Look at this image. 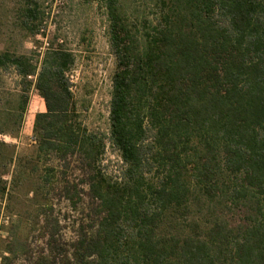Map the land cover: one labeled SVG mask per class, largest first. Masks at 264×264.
Wrapping results in <instances>:
<instances>
[{
	"label": "trees",
	"instance_id": "trees-1",
	"mask_svg": "<svg viewBox=\"0 0 264 264\" xmlns=\"http://www.w3.org/2000/svg\"><path fill=\"white\" fill-rule=\"evenodd\" d=\"M83 1L103 3L115 58L108 133L80 120L71 52L0 51L20 88L8 120L20 124L33 86L38 156L88 169L98 219L75 264H264V0ZM20 2L38 32L39 0Z\"/></svg>",
	"mask_w": 264,
	"mask_h": 264
},
{
	"label": "rangeland",
	"instance_id": "rangeland-1",
	"mask_svg": "<svg viewBox=\"0 0 264 264\" xmlns=\"http://www.w3.org/2000/svg\"><path fill=\"white\" fill-rule=\"evenodd\" d=\"M20 7V0H0V51L34 59L51 46L71 52L75 62L67 74L80 120L108 133L115 58L103 3L39 0L36 33L23 26ZM145 10L151 15L150 6ZM17 79L13 69L0 70V264H75L77 239L91 234L98 219L88 169L77 155L38 156L32 128L45 105L33 86L20 124L15 116L8 120L7 114H17ZM103 163L110 171L121 163L108 141Z\"/></svg>",
	"mask_w": 264,
	"mask_h": 264
}]
</instances>
